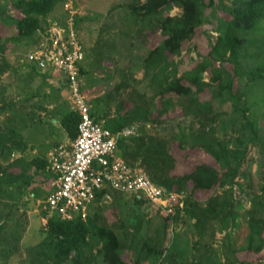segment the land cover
Here are the masks:
<instances>
[{"label":"trees","instance_id":"obj_1","mask_svg":"<svg viewBox=\"0 0 264 264\" xmlns=\"http://www.w3.org/2000/svg\"><path fill=\"white\" fill-rule=\"evenodd\" d=\"M62 2L14 0L16 17L7 15L3 10L5 8L1 7L0 28L2 23H6L13 27L14 32L6 41L0 38V58L10 51L9 43L26 46L39 44L42 34L49 27V17ZM140 2L135 0L128 4L131 10L128 18L131 25L136 27V33L148 39L149 53L144 63V80L153 94L146 96L135 88L131 95L134 102H131L130 108L108 120L104 126L113 132L133 124H139L141 129V125L148 123L174 121L177 117L170 118V115L181 113L191 123L184 126L178 124L179 133L174 137L179 141V148L182 151L203 150L213 160L198 163L190 171L180 173L176 171L175 157L168 152L167 140L153 143L141 136L120 140L119 154L129 165L142 168L156 185L186 195L184 210L164 219L156 236L142 238L137 231L138 237L143 239L138 263L148 259L152 260V264H253L251 261L255 259L260 262L264 259V174L260 191L253 192L250 197L251 208L247 211L249 233L242 247H236L233 243L232 230L238 225V212L243 207L236 201L234 188L238 186L242 192L246 184L250 188L248 173L242 170L249 150L246 136H251V142L257 148L260 158L264 159V0ZM174 8L182 9V14L171 16ZM208 9H212L211 15L217 20L216 31L219 37L207 56L179 76L175 59L182 53L184 43L193 40L203 25L210 24L205 15ZM217 11H223L230 19L219 17ZM217 63L229 65L232 71L217 67ZM30 66L45 85H51L52 92L45 94L44 99L52 100L57 89L47 79L53 75ZM10 68L12 65L2 59L0 75ZM205 73L210 74L211 83L204 81ZM135 82L132 79L130 83L124 77L114 90L133 87ZM41 86L44 87L42 83ZM212 86L217 90L216 97L201 100L205 91ZM219 101L231 103V115L215 110L214 103ZM100 119L96 117L97 121ZM60 121L68 138L75 140L80 115L71 108L63 107ZM227 130L240 132L235 146L230 139L219 137L218 133ZM14 132L12 126L0 129V196H9L12 193L9 189L22 194L31 187L32 195L38 200H44L45 205L50 193V180L53 178L47 169L48 159L37 156L32 162L18 166L22 169L21 174L13 176L9 173L12 168L25 163L23 158L11 161L14 153H24L28 149L22 135ZM12 134L13 138L10 137ZM9 143H12L10 148ZM238 178H243L244 183L236 182ZM111 192L105 190L99 194L93 211L85 221L79 217L72 220H62L58 216L50 218L45 229L44 249L37 254L38 263L41 264L44 258L46 261L54 259L60 264H91L92 260L101 256L107 264H124L119 252L118 235L107 223L102 207L99 206L106 194ZM206 195L209 196L205 199L207 202H200L201 197ZM127 196V200L132 199V196ZM144 202L135 201L138 206ZM180 214H185L193 235L197 237L194 242L184 233H176L171 237L172 240H167L170 238L169 222L181 221ZM44 216L46 213L43 211ZM220 233L226 235L223 251L232 252L227 253L225 260L224 256H218L210 242ZM206 237L210 241L205 240ZM97 246L101 247L95 254L94 247ZM243 253L244 259L240 257ZM252 255L256 258L248 259Z\"/></svg>","mask_w":264,"mask_h":264},{"label":"rangeland","instance_id":"obj_2","mask_svg":"<svg viewBox=\"0 0 264 264\" xmlns=\"http://www.w3.org/2000/svg\"><path fill=\"white\" fill-rule=\"evenodd\" d=\"M13 1L0 0V8L4 7L3 10L7 15L16 17L17 11L13 7ZM134 1L75 0V7L78 10L79 36L86 47L87 56L85 59L86 72L82 77L83 91L92 107V112L101 113L102 116L107 115L108 120L117 117L120 112H125L130 108L131 102H134L131 95L135 88L146 96L153 94L144 80V63L149 53L148 39L136 33V27L131 25V20L128 18L131 11L128 4ZM141 2H144V0H141ZM211 12L212 9L205 10V15L210 20V24L203 25L193 40L184 43L182 53L176 57L179 76L192 68L196 62L202 60V57L207 56L213 44L216 43L219 37V33L216 31L218 26L217 20L212 17ZM63 14L62 6L58 5L49 17L48 22L60 19ZM181 14L182 9L179 8H174L171 11V16ZM217 15L226 20L230 19L223 11H217ZM13 32V27L2 23L0 38L6 41V39L13 36ZM41 41L39 44L30 46L9 43L10 51L6 53V56L0 58V62L3 59L12 65L9 71L0 75V129L4 130L6 126H12L16 134L22 135L24 142L28 145L27 151L14 153V157H11V161L19 158H23L25 161L24 164L21 163L9 170V173L11 172L13 176L22 172V169L18 166L28 164L37 156H42V150L44 151L46 146L54 149L57 145L63 143L67 137L60 120L63 107L72 109L73 103L69 91L64 88L65 83L62 82L64 79L57 74L47 79L57 89H55L57 93L52 100H46L44 96L52 92L51 85H45L42 78L33 71L30 64L23 63L28 52L31 49L30 52H32L37 48ZM216 66L219 68L222 66L226 70L232 71L229 65L217 63ZM124 77H127L130 83H132V79L136 80L134 86L121 88L120 91L114 90L115 86ZM204 81L211 83L209 73L204 74ZM41 83L44 86L43 88ZM236 83L239 85L237 80ZM109 94L112 96H108ZM216 95L217 90L215 86H212L205 91L201 100L214 98ZM255 99L259 100L257 97ZM214 105L217 112L232 114V106L229 101L223 103L219 101ZM173 116L177 117L174 121L163 124L148 123L141 125V129L138 124H133L139 126L135 136L145 137L153 143H156L157 140H167L168 152L175 157L177 161L176 171L180 173L190 171L198 163H209L210 160H213L203 150L182 151L179 148V141L174 137L179 133L178 124L184 126L190 124L191 121L183 117L181 113L180 115L172 113L170 118ZM14 134L10 137L13 138ZM218 135L220 138L230 139L235 146L240 132L227 130L218 133ZM246 137L249 150L242 170L248 173L250 188H248V184L245 185L244 192L238 186L234 188L236 201L243 206L238 212L239 217L236 220L238 225L232 230L233 243L236 247L244 245L249 233L247 211L251 208L250 197L253 192L260 191L263 184L262 175L264 174V159L260 158L257 148L251 142V136ZM11 144H8V148ZM118 156L121 157L119 148ZM236 182L244 183V180L238 178ZM9 191L12 192L9 196H0V264H39L37 254L39 250L44 249L46 239V225L43 221L45 217H43L44 200H38L33 196L31 187L25 189L22 194L13 189H9ZM126 197L128 196L112 191L110 198H104L99 203V206L102 207V214L118 235L119 252H121L124 264H152L151 259L138 263L140 249L143 245L142 238L156 236V233L159 232L157 229L164 224V219H167V217L147 202H144L142 206H138L135 203V198L127 200ZM208 197V195L204 198L201 197L200 202H207L205 199H208ZM180 216H182L181 221L176 223L171 220L169 222L168 233L170 238H167V240H172L173 235L176 233H184L194 242L197 237L193 235L185 214H180ZM138 230L141 233V239L138 237ZM225 233L217 234L212 241L208 237L205 238V240L211 242L213 249L218 252L220 258L224 256V260L227 253L232 254L231 251L226 252L222 249L226 247ZM168 246L167 241L166 247L168 248ZM100 247H94L95 254H97ZM244 256L245 253L240 255L242 259H244ZM262 256H264V250ZM249 258L255 259L256 256L252 255ZM42 259L41 264H60L54 259L48 261ZM251 262L253 264H264V259L260 262L258 259ZM91 264L107 263L103 261L101 256H97L94 261H91Z\"/></svg>","mask_w":264,"mask_h":264},{"label":"built area","instance_id":"obj_3","mask_svg":"<svg viewBox=\"0 0 264 264\" xmlns=\"http://www.w3.org/2000/svg\"><path fill=\"white\" fill-rule=\"evenodd\" d=\"M61 6L63 16L49 22L41 44L23 61L60 75L69 90L72 110L81 117L76 139L55 147L48 155L47 169L53 178L43 207L44 224L53 216L87 220L105 190L146 201L167 218L175 216L184 210L186 195L156 185L142 168L118 156L120 140L137 135L139 124L113 132L93 115L81 80L86 48L79 36L75 0H63Z\"/></svg>","mask_w":264,"mask_h":264},{"label":"crops","instance_id":"obj_4","mask_svg":"<svg viewBox=\"0 0 264 264\" xmlns=\"http://www.w3.org/2000/svg\"><path fill=\"white\" fill-rule=\"evenodd\" d=\"M86 48V47H85ZM86 58H87V56H86ZM85 64H86V60L83 62V64H82V73H81V80H82V77L85 75ZM49 73H51L52 75H54L51 71H48ZM42 73H44V72H42ZM62 82L63 83H65V80L63 81L62 80ZM65 86H66V84H65ZM84 87H85V85H84ZM65 90L67 91L68 90V88H67V86H66V88H65ZM69 91V90H68ZM91 111H92V107H91ZM93 115L95 116V117H101L102 119H100V121H103L104 123H106L107 121H108V119H107V117H105V115H101V113H99L98 114V112L97 113H93ZM112 118H114V117H112ZM65 131V130H64ZM66 132V131H65ZM67 134V133H66ZM72 140L70 139V138H68V136L66 137V139L63 141V143H60L59 145H61V144H69L70 142H71ZM53 149H51V147H45L44 148V151L42 150V156H45L47 159H48V155H49V153L52 151ZM41 157V156H40ZM52 180V179H51ZM51 180H50V187H51Z\"/></svg>","mask_w":264,"mask_h":264}]
</instances>
